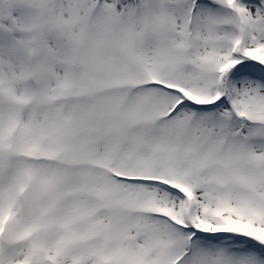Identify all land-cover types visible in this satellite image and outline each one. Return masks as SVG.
Wrapping results in <instances>:
<instances>
[{
  "label": "snow or ice",
  "instance_id": "6c2138e0",
  "mask_svg": "<svg viewBox=\"0 0 264 264\" xmlns=\"http://www.w3.org/2000/svg\"><path fill=\"white\" fill-rule=\"evenodd\" d=\"M0 264H264V0H0Z\"/></svg>",
  "mask_w": 264,
  "mask_h": 264
}]
</instances>
